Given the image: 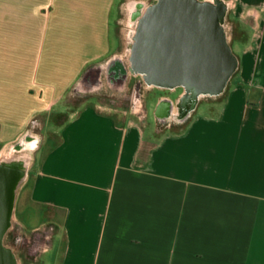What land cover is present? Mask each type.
<instances>
[{
    "label": "crops",
    "instance_id": "obj_1",
    "mask_svg": "<svg viewBox=\"0 0 264 264\" xmlns=\"http://www.w3.org/2000/svg\"><path fill=\"white\" fill-rule=\"evenodd\" d=\"M115 3L0 0L1 145L107 56ZM211 3L241 42L220 90L176 86L177 124L88 104L39 150L15 200L56 224L49 264H264V0ZM165 97L154 117L171 116Z\"/></svg>",
    "mask_w": 264,
    "mask_h": 264
},
{
    "label": "rangeland",
    "instance_id": "obj_2",
    "mask_svg": "<svg viewBox=\"0 0 264 264\" xmlns=\"http://www.w3.org/2000/svg\"><path fill=\"white\" fill-rule=\"evenodd\" d=\"M152 1L116 0L111 24L112 48L107 56L84 71L62 99L58 109L34 117L18 139L5 146L0 144V162L20 163L23 168V181L33 171L39 150L55 137L60 126L72 114L85 105H94L120 122L131 117L145 123H178L176 100L181 88L152 82L130 64L131 44L137 20ZM198 1L211 3V0ZM225 42L232 55V51L235 54L240 52V41L233 40L229 43L225 37ZM216 94L218 93L198 97L195 101L216 99ZM160 95L166 96L172 111L171 116L163 119L154 117L153 114V102ZM16 172L19 174L18 169ZM21 220L26 222L25 226L17 224ZM8 221L11 229L7 232L6 241L19 246L18 262L25 264L23 257H27L26 264H49L50 241L56 231V224L49 214L38 209L23 208L20 201L14 198ZM31 233L34 235L30 236ZM17 234L21 235L24 242L17 240Z\"/></svg>",
    "mask_w": 264,
    "mask_h": 264
},
{
    "label": "water",
    "instance_id": "obj_3",
    "mask_svg": "<svg viewBox=\"0 0 264 264\" xmlns=\"http://www.w3.org/2000/svg\"><path fill=\"white\" fill-rule=\"evenodd\" d=\"M221 14V5L198 0H157L147 6L131 51L132 68L157 84L217 92L235 66ZM16 171L0 191V238L13 206Z\"/></svg>",
    "mask_w": 264,
    "mask_h": 264
},
{
    "label": "flooded vegetation",
    "instance_id": "obj_4",
    "mask_svg": "<svg viewBox=\"0 0 264 264\" xmlns=\"http://www.w3.org/2000/svg\"><path fill=\"white\" fill-rule=\"evenodd\" d=\"M138 23H139V19L136 23V27H135V31H134V35H133V40H132V45H131V51L134 45V41H135V36H136V31L138 28ZM131 51H130V55H131ZM172 87H176L178 86V84L175 85H171ZM191 102L194 101V99H189ZM182 114V110L177 114V117H181ZM12 170V169H18L19 170V174H17L16 176V180H14V195L16 196V193L18 192L19 186H20V182L22 180V176L23 172H22V167L20 163H15V162H11V163H6V162H0V191H2V187L4 185V183H6V173H8L7 171ZM15 198V197H14ZM21 226H25L26 222L21 220V223H17ZM9 229H11V224H8L5 227L1 238H0V249H2V252H0V264H21L18 262V250H19V246H17V244L12 243L11 241H6V235L7 232H9ZM34 234L31 233L30 236H33ZM29 236V235H28ZM17 240H21L23 241L21 238V235L17 234ZM19 242V241H18ZM24 242V241H23ZM3 250L5 251V253L7 255L4 254ZM8 255L10 257V260H8ZM27 258V257H26ZM25 257H23L24 263L26 264V259Z\"/></svg>",
    "mask_w": 264,
    "mask_h": 264
},
{
    "label": "bare ground",
    "instance_id": "obj_5",
    "mask_svg": "<svg viewBox=\"0 0 264 264\" xmlns=\"http://www.w3.org/2000/svg\"><path fill=\"white\" fill-rule=\"evenodd\" d=\"M190 91H191V90H190ZM191 92H192V95H196V94H198V92H194V91H191ZM11 171H12V170L9 169V171H7L8 173H6V176H7V177H6V182H8V183H9L10 180H11V176H10L11 173H12ZM12 174H13V173H12Z\"/></svg>",
    "mask_w": 264,
    "mask_h": 264
},
{
    "label": "trees",
    "instance_id": "obj_6",
    "mask_svg": "<svg viewBox=\"0 0 264 264\" xmlns=\"http://www.w3.org/2000/svg\"><path fill=\"white\" fill-rule=\"evenodd\" d=\"M131 56V55H130ZM145 77L147 78V75H145Z\"/></svg>",
    "mask_w": 264,
    "mask_h": 264
}]
</instances>
